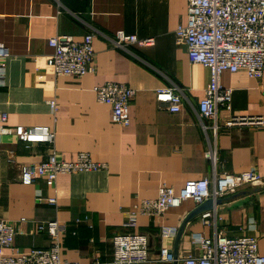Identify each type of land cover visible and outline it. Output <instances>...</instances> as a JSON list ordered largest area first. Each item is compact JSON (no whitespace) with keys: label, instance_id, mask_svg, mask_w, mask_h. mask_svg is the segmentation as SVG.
Returning a JSON list of instances; mask_svg holds the SVG:
<instances>
[{"label":"crops","instance_id":"0c3cea01","mask_svg":"<svg viewBox=\"0 0 264 264\" xmlns=\"http://www.w3.org/2000/svg\"><path fill=\"white\" fill-rule=\"evenodd\" d=\"M187 8L188 0H0V41L11 52L0 86V110L8 113L0 143V218L17 228L16 248H48L50 235L39 232L38 223L59 220L67 224L61 258L70 264H113V237L121 233L148 236L150 260L141 264H174L161 258L163 247L174 255L176 239H164L163 228L179 230L197 203L186 200L163 216H133L136 204L156 198L162 185L180 192L188 180H212L215 172L264 175V127L223 124L234 115L264 120V74L224 72L221 83L231 89V109H219L216 129L214 120H203L205 130L199 103L211 72L192 63L175 40L176 29L187 22ZM118 30L154 42L121 49L114 45ZM87 33L94 35L95 72L81 78L55 75L47 64L53 52L49 40L70 35L82 41ZM110 81L135 89L127 127L114 123L112 108L97 100L94 88ZM159 87L177 88L180 111L156 100ZM19 126L48 127L54 142L27 144L17 134ZM210 146L216 147V163L205 156ZM53 151L67 160L89 152L107 167L61 174L57 191L44 178L20 181V165L44 161ZM53 196L56 204L48 202ZM207 211L213 214L210 223L203 212L187 223L178 264L188 254H201L196 238L219 232L257 236L264 254V188L244 186Z\"/></svg>","mask_w":264,"mask_h":264},{"label":"built area","instance_id":"2783aa9c","mask_svg":"<svg viewBox=\"0 0 264 264\" xmlns=\"http://www.w3.org/2000/svg\"><path fill=\"white\" fill-rule=\"evenodd\" d=\"M115 35L114 45L121 49L130 44L148 46L154 42L153 38H140L124 30H118ZM175 40L178 45L186 47L192 63L201 64L211 72V82L199 103V113L205 130V119L214 120L216 129L219 109L230 110L232 100L231 89L221 83V75L241 69L252 78H261L264 74V0H188L187 22L178 26ZM93 42L92 33H87L82 41L70 35L52 37L49 45L53 52L48 56V66L57 76L81 78L95 72ZM10 55L9 48L0 41V86L5 84L6 59ZM94 90L97 100L112 108V121L123 127L129 126V107L135 89L110 81L96 86ZM156 100L172 112L182 109V95L177 88H157ZM49 104L55 113L57 101L52 99ZM7 120L8 113L0 110V143L2 124ZM223 124L228 128L264 127V120L260 115H234ZM17 134L27 144L44 140L53 143L55 139V133L50 132L48 127L19 126ZM205 156L216 163V147L210 146ZM106 167L107 164L93 160L89 152H79L75 159L67 160L53 151L44 161L20 165V181L31 184L36 178H44L47 185L57 191V179L61 174L97 171ZM244 186L264 188V175L255 170L239 174L215 172L212 180H188L180 192L172 186L162 185L158 196L142 199L135 205L132 215L163 216L167 210L180 206L186 200L192 199L199 205L210 198L234 194ZM48 202L56 204L57 197L48 198ZM212 216L211 211L202 213L205 223H210ZM38 231L50 235L51 245L22 251L15 247L17 228L10 220L0 218V264H70L61 258L62 234L67 231V224L59 220L39 222ZM177 231L174 227H164L163 238L175 236ZM194 243L201 248V254L186 255L183 264H264L257 236L231 237L219 232L212 238H196ZM113 245V264H141L150 260L149 240L144 233L117 234L113 237ZM161 258L175 260L167 247L161 249Z\"/></svg>","mask_w":264,"mask_h":264},{"label":"water","instance_id":"95a60500","mask_svg":"<svg viewBox=\"0 0 264 264\" xmlns=\"http://www.w3.org/2000/svg\"><path fill=\"white\" fill-rule=\"evenodd\" d=\"M222 202V198H218V199H213L210 198L206 201H204L203 203L197 205V207L192 210L184 219L183 223L181 224L177 234H176V239H175V248H174V264H178L179 263V258H178V245L179 242L181 240V237L183 235L184 229L187 225V223L193 219L194 217H196L197 215L201 214L204 211L207 210H211L215 207L216 204H220Z\"/></svg>","mask_w":264,"mask_h":264}]
</instances>
